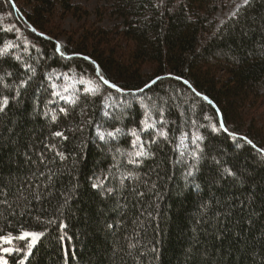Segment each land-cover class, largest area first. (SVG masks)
<instances>
[{
	"label": "trees",
	"instance_id": "obj_1",
	"mask_svg": "<svg viewBox=\"0 0 264 264\" xmlns=\"http://www.w3.org/2000/svg\"><path fill=\"white\" fill-rule=\"evenodd\" d=\"M77 1L23 0L18 13L0 0L13 25L0 22V49L13 46L0 58V97L9 98L0 113V236L43 233L25 264H264V163L228 135L264 148V0H249L219 27L214 17L226 0H108L103 14L122 23L82 27L84 41L63 45L59 22L89 15ZM25 64L36 74L16 96ZM97 68L123 92L104 85ZM87 83L99 91L85 93ZM65 87L75 105L47 103ZM45 104L69 113L51 124ZM161 111L168 139L130 164V131ZM114 127L122 129L116 139L98 138ZM56 130L67 139L50 138ZM192 134L204 138L205 153L187 176ZM215 159L242 170L247 160L249 179L222 177ZM26 245L14 241L21 251L9 264H20Z\"/></svg>",
	"mask_w": 264,
	"mask_h": 264
},
{
	"label": "snow or ice",
	"instance_id": "obj_2",
	"mask_svg": "<svg viewBox=\"0 0 264 264\" xmlns=\"http://www.w3.org/2000/svg\"><path fill=\"white\" fill-rule=\"evenodd\" d=\"M249 4V0H243V4L241 6L246 7ZM239 7H237L236 12L233 13V15H236L239 12ZM35 31V29H33ZM12 45H6L4 48L0 49V58H3L6 56L9 52V49L12 48ZM56 52L60 54L61 56L64 55V53L61 52L60 47H56ZM15 59L17 61H20V57L16 56ZM84 60H90L89 57H83ZM36 74V69L31 64H25L24 65V77L19 80V83L15 85V93L16 96H20L22 94L23 89H26L28 86H30V81L33 79V77ZM8 75H11V73H8ZM96 76L99 77V80L103 82L104 85H107L108 88L115 89L116 92H123V89L119 87L118 85L110 82L108 79H106L98 70L96 71ZM159 79V78H157ZM176 79H180L177 77ZM4 80L3 76H0V83H2ZM156 80L151 81V84H155ZM183 83L188 84V86L191 88V85L187 80H184ZM5 87L8 85L5 84ZM150 84H146L145 88L150 87ZM144 89H140V91H143ZM85 93H91L96 94L99 91V86L93 88V89H84ZM69 89L65 87L63 89V92L60 91H53L51 93L52 97L58 98V99H50L47 103L48 104H56L58 101H63L64 104L67 105H75L77 103L78 97L74 95H65L64 93H68ZM131 95H135V93H132ZM197 96H201L199 92H196ZM202 99L207 101L209 104H212V101L207 96H202ZM9 104V98L8 96L0 97V113H3L5 111V108ZM44 107L47 109L46 111H43L41 114L45 117V119H49L51 124H56L59 118V114H64L65 116L68 115L69 109L64 106H59L56 110L48 109L47 104L44 105ZM107 107V105H106ZM104 115L106 117L111 116V113L105 111ZM148 118L142 121L143 127L140 129V132H137L135 129L130 131V134L132 137H134V140L132 141V147L135 149L132 153H130V164H138L142 159H148L150 158L153 153L150 150V145L157 143V138H163L164 140L168 139V131L164 128L165 125V119H164V113L161 111L159 113L158 119H152L150 115L146 114ZM115 119V117H112ZM193 123H195L193 121ZM219 129L228 132V129L226 128L223 120H220L219 122ZM159 125V127L157 126ZM99 127V126H98ZM151 130V132L149 131ZM213 130H216V126L213 125ZM149 133L148 139L144 140L142 139L140 133ZM122 134V129L120 127H114L113 131L108 130H102L97 132V136L101 141H104L107 138L116 139L118 135ZM229 136L233 138L234 141L240 140L243 141L245 144L250 145L255 151L258 153L260 157V162L264 163V148L257 147L251 139H249L246 136H237L235 133H228ZM50 138H62L67 139L63 131L56 130L50 132ZM188 139V134L185 133L181 136V145H184L185 140ZM203 137L199 135L192 134L191 137V144L193 145V148L190 152H187V147L185 146V151H182L180 154L181 156H185L186 152L191 157L193 163L189 165V170L187 171L186 175L191 176L193 175V170L197 169V165L199 164L200 160L204 157L205 148L201 147V143L203 142ZM56 147L53 143H47L45 144V148L49 151L54 150ZM43 156V154H41ZM55 155L60 157L61 160H63L64 154L60 151H56ZM209 155H211L209 153ZM43 162V160H41ZM215 163L220 167L222 177H231L234 181H239L241 183L247 182L249 179L248 175V161H243L244 168L243 170L240 167H225L222 163V161L215 159ZM93 187H99V185L94 184ZM66 225L61 224L60 228L63 230ZM109 228L112 227V225H108ZM43 236V233L41 232H22L20 235L13 237L11 234L0 236V245H9V247L2 248V251L5 253H11L12 251H21V249H14L11 247L14 240H24L27 242V251L25 252L24 258L20 260V264H25V260L29 255H31V251L33 247L36 245V243L40 240V238ZM59 239L61 241H64L66 239V234H62ZM67 255V253H66ZM0 264H8V261L4 259L2 256H0Z\"/></svg>",
	"mask_w": 264,
	"mask_h": 264
},
{
	"label": "rangeland",
	"instance_id": "obj_3",
	"mask_svg": "<svg viewBox=\"0 0 264 264\" xmlns=\"http://www.w3.org/2000/svg\"><path fill=\"white\" fill-rule=\"evenodd\" d=\"M11 3H13V6H15V10L17 8H26L23 0H9ZM77 3H80L85 11H88L89 15L83 16L82 18L80 16L71 17L67 16L63 18L59 24V35L62 36V40L60 41L61 44L66 45L67 42H77V40L84 41L82 38V27H87L89 29H92V27L101 26L104 28H113L117 25H120L122 23V20H119L118 18H112L107 16V14L104 13V6H109L108 0H78ZM243 4V0H226L222 6H220L219 10L215 14V22L216 27L221 26L227 19L234 16L233 13L236 12V9L238 6L241 7ZM239 7V8H240ZM27 10V9H26ZM100 12V16L97 14ZM19 13V11H18ZM106 13V12H105ZM11 14L7 13H1L0 14V22H6L4 23L5 28H13V25H11L10 21ZM9 23V24H8ZM80 29V30H79ZM86 88L93 89L92 86L87 83ZM15 241V240H14ZM24 241V240H20ZM14 243V242H13ZM9 247V245H0V249L2 251V248ZM12 248L13 244L11 245ZM15 251H12L11 253H5L1 252L4 259L8 261L7 256L13 255Z\"/></svg>",
	"mask_w": 264,
	"mask_h": 264
},
{
	"label": "water",
	"instance_id": "obj_4",
	"mask_svg": "<svg viewBox=\"0 0 264 264\" xmlns=\"http://www.w3.org/2000/svg\"><path fill=\"white\" fill-rule=\"evenodd\" d=\"M162 78H159V79H156V82H158L159 80H161ZM120 93H122V92H120Z\"/></svg>",
	"mask_w": 264,
	"mask_h": 264
}]
</instances>
